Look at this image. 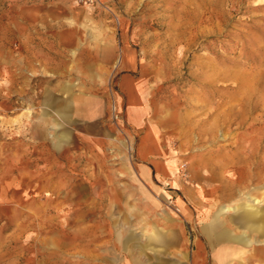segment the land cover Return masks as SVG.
<instances>
[{
  "label": "rangeland",
  "instance_id": "1",
  "mask_svg": "<svg viewBox=\"0 0 264 264\" xmlns=\"http://www.w3.org/2000/svg\"><path fill=\"white\" fill-rule=\"evenodd\" d=\"M126 50L166 133L153 186L130 144L35 148L62 128L45 99L92 85L127 140ZM244 206L264 211V0H0V264H217L230 249L202 228ZM248 235L229 264H264V233Z\"/></svg>",
  "mask_w": 264,
  "mask_h": 264
},
{
  "label": "crops",
  "instance_id": "2",
  "mask_svg": "<svg viewBox=\"0 0 264 264\" xmlns=\"http://www.w3.org/2000/svg\"><path fill=\"white\" fill-rule=\"evenodd\" d=\"M121 63L120 71L126 70L128 72L122 75L119 83L120 91L126 98L125 116L122 118V124L127 128L125 134H123L127 140L124 139L118 142L115 139V135L107 124L105 106L100 100V97H98L97 91L94 89L96 86L92 85L88 89L81 87L79 91H73L67 97L64 94L61 96L57 94L55 97L45 99V103H48L52 107V110L56 112H52L55 118L54 121H58L55 127L59 126L62 128H59L57 131L51 130L53 131L52 140H49L45 133L38 132L36 134L37 141L35 148H127L128 144H130L132 146L131 148H135V156L140 162L137 167V177L142 183L153 186V171L155 177L164 175L162 166L165 158L161 155V149L165 148L166 133L159 127L155 118H143L141 115L143 111L147 112L149 108L154 109V104L142 103V93L134 91L135 85L140 83V81L135 80L131 76V72L136 71L137 67L136 54L130 50H126V54L123 55ZM93 65L96 66V72L101 69V65L103 67V64L98 60L94 61ZM117 96L119 98L117 105H120L122 97L120 95ZM130 96L133 97L132 100L129 99ZM145 114L147 115V113ZM148 127L152 128L153 132L150 137L146 138L145 134ZM139 129H142L141 133H138ZM47 143L49 146L45 147ZM140 148L144 149V154L139 153ZM158 162L161 163L159 169L156 167ZM238 215L235 214L234 217L238 218ZM223 217L224 215L222 214L210 215L208 217V223L204 225L209 228L212 227L214 234L223 232L231 238L228 241H221L216 244V246L226 247L224 250L227 248L228 250L230 249V251L226 250L221 256L218 255L214 258L217 264H229L231 255L233 253H240L239 250L237 251V248H245L247 250L249 245L232 240L242 234H245L246 238H249L248 234L250 232L247 226L238 219L225 221ZM236 224L241 228V231L233 233L231 226H235ZM158 232L162 233L167 240L169 239L170 234L162 231ZM170 243V240H168L167 244L150 242L149 246L154 244V247L158 246L165 249ZM239 245L242 247H239ZM193 260L194 262L200 261L201 257L198 255L194 256ZM159 263L169 264L164 260L155 262V264Z\"/></svg>",
  "mask_w": 264,
  "mask_h": 264
},
{
  "label": "bare ground",
  "instance_id": "3",
  "mask_svg": "<svg viewBox=\"0 0 264 264\" xmlns=\"http://www.w3.org/2000/svg\"><path fill=\"white\" fill-rule=\"evenodd\" d=\"M234 210L236 212H239L237 219L247 226V229L250 233H264L263 209L259 207L244 206L241 208H234ZM202 230L205 236L207 237L208 241L212 245H216L221 241H228L231 239L223 232L214 234V229L212 227L209 228L208 226H204ZM147 239L150 242L164 244V240L162 239L160 233L153 232ZM232 240L243 243L245 245H248L250 243V239L246 238L245 234L237 236Z\"/></svg>",
  "mask_w": 264,
  "mask_h": 264
}]
</instances>
